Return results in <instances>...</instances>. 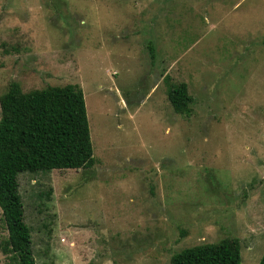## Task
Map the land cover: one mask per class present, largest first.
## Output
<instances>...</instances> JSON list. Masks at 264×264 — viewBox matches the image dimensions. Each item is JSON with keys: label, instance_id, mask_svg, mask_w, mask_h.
Listing matches in <instances>:
<instances>
[{"label": "rangeland", "instance_id": "374dc122", "mask_svg": "<svg viewBox=\"0 0 264 264\" xmlns=\"http://www.w3.org/2000/svg\"><path fill=\"white\" fill-rule=\"evenodd\" d=\"M12 82L79 85L95 160L19 175L36 264H170L233 238L259 263L264 0H0V96ZM181 83L190 116L167 100Z\"/></svg>", "mask_w": 264, "mask_h": 264}, {"label": "trees", "instance_id": "16d2710c", "mask_svg": "<svg viewBox=\"0 0 264 264\" xmlns=\"http://www.w3.org/2000/svg\"><path fill=\"white\" fill-rule=\"evenodd\" d=\"M173 111L190 116L192 97L184 83L167 89ZM95 163L84 95L79 85L49 86L27 93L16 82L0 96V210L7 238L4 264H36L24 204L22 173L89 169ZM170 264H241L240 243L223 239L184 249ZM258 264H264V253Z\"/></svg>", "mask_w": 264, "mask_h": 264}]
</instances>
